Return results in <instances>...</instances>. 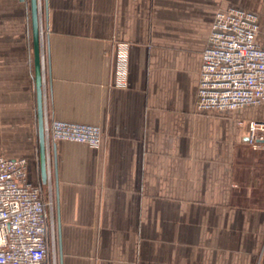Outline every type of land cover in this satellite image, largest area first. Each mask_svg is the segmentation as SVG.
<instances>
[{"label":"crops","instance_id":"crops-1","mask_svg":"<svg viewBox=\"0 0 264 264\" xmlns=\"http://www.w3.org/2000/svg\"><path fill=\"white\" fill-rule=\"evenodd\" d=\"M228 7L258 16L261 42L264 0H39L45 118L103 135L51 143L57 264H264V141L247 142L264 104L196 110ZM37 146L30 2L0 0V156L25 159L32 185Z\"/></svg>","mask_w":264,"mask_h":264},{"label":"built area","instance_id":"built-area-1","mask_svg":"<svg viewBox=\"0 0 264 264\" xmlns=\"http://www.w3.org/2000/svg\"><path fill=\"white\" fill-rule=\"evenodd\" d=\"M42 45V30L40 27ZM258 16L240 7L215 13L201 52L196 98L198 112L225 113L264 104V38L257 41ZM127 44L117 45L120 63L117 87L126 86ZM47 182L27 180L25 159L0 156V264H57L50 146L69 141L98 148L97 126L44 120ZM264 141V122L247 124V142L254 149Z\"/></svg>","mask_w":264,"mask_h":264},{"label":"water","instance_id":"water-1","mask_svg":"<svg viewBox=\"0 0 264 264\" xmlns=\"http://www.w3.org/2000/svg\"><path fill=\"white\" fill-rule=\"evenodd\" d=\"M32 30V50L34 64L35 109L37 123L38 165L42 184L47 182V149L44 138V103H43V77H42V45L40 38L39 0H29ZM52 160L55 171V153L52 150Z\"/></svg>","mask_w":264,"mask_h":264}]
</instances>
